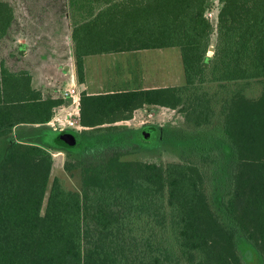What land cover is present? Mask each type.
<instances>
[{
    "label": "trees",
    "instance_id": "obj_1",
    "mask_svg": "<svg viewBox=\"0 0 264 264\" xmlns=\"http://www.w3.org/2000/svg\"><path fill=\"white\" fill-rule=\"evenodd\" d=\"M218 2L212 24L211 0H66L79 84L86 56L173 47L184 84L83 90L82 129L9 142L0 159V264H264V0ZM13 19L0 2V40ZM60 104L0 58V137L49 122ZM145 106L182 116L179 162L122 159L130 139L113 124ZM52 149L65 152V172L78 171V192L50 181Z\"/></svg>",
    "mask_w": 264,
    "mask_h": 264
},
{
    "label": "rangeland",
    "instance_id": "obj_2",
    "mask_svg": "<svg viewBox=\"0 0 264 264\" xmlns=\"http://www.w3.org/2000/svg\"><path fill=\"white\" fill-rule=\"evenodd\" d=\"M7 3L13 10L14 19L7 29L6 35L0 40V58L11 71H20L22 64L18 62L23 53L18 52L21 44L33 45L43 24L50 25L54 21L56 37L59 43H51L44 37V53L53 54L68 48L70 22L67 14L66 0H0ZM218 0H211L210 10L206 15L212 24L216 22ZM44 31H42L43 33ZM42 35V34H41ZM40 40V39H39ZM215 45V37L211 38V46ZM213 50L208 52L212 56ZM85 80L86 90L90 93L118 90L132 91L159 87H177L184 84V76L179 49H149L122 53L99 54L86 60ZM210 91L215 85L210 83ZM231 86L230 88H232ZM64 87H61L63 89ZM60 89V87H59ZM257 85L246 88L250 96L257 94ZM213 126L219 129L216 120ZM113 125L124 132L129 145L122 156L126 161L165 164L179 162L184 152L182 136L187 125L184 124L178 110L159 106H145L133 112L131 119L115 122ZM108 126V125H104ZM152 127L155 134L144 138L142 128ZM212 128V129H213ZM67 130V129H66ZM75 130V129H74ZM148 131V130H147ZM143 132V135H142ZM149 132V131H148ZM36 137V136H35ZM178 137V138H177ZM127 139V140H128ZM180 142V143H177ZM7 141L0 140V159L5 151ZM53 167L50 181L57 177L63 186L69 190H80V175L63 170L66 158L64 151L51 150Z\"/></svg>",
    "mask_w": 264,
    "mask_h": 264
},
{
    "label": "crops",
    "instance_id": "obj_3",
    "mask_svg": "<svg viewBox=\"0 0 264 264\" xmlns=\"http://www.w3.org/2000/svg\"><path fill=\"white\" fill-rule=\"evenodd\" d=\"M39 29L40 30L38 31L41 32H39L35 37V44H26V46L21 44L18 47V52L23 53L18 60V62H20L23 66L21 67L20 71H26L29 73L31 78V87L41 94L42 99H58V92L65 89L69 85L78 84L79 86L74 65V51L70 40V32L68 36V48L63 49L62 52L55 50L53 54H47L46 56V52L44 53L43 51L44 37H46L51 43H59L56 37L57 28L54 25V21H51L50 25H46L44 23L43 27H40ZM42 31L44 32L42 33ZM88 57L91 56H86L83 58L84 80L86 72V60ZM83 85L85 92L89 95L113 92L104 91L99 93H90L87 92L86 84L84 82ZM61 87L64 88L61 89ZM49 122L44 124H19L13 127L7 136L0 137V140L7 141L6 146L12 141L22 143H41L42 140L46 141L49 139V137L52 135V132L58 131L53 129Z\"/></svg>",
    "mask_w": 264,
    "mask_h": 264
},
{
    "label": "built area",
    "instance_id": "obj_4",
    "mask_svg": "<svg viewBox=\"0 0 264 264\" xmlns=\"http://www.w3.org/2000/svg\"><path fill=\"white\" fill-rule=\"evenodd\" d=\"M57 98L61 100V104L54 108L50 126L58 131L82 129L79 124L80 89L78 84H71L61 90Z\"/></svg>",
    "mask_w": 264,
    "mask_h": 264
},
{
    "label": "water",
    "instance_id": "obj_5",
    "mask_svg": "<svg viewBox=\"0 0 264 264\" xmlns=\"http://www.w3.org/2000/svg\"><path fill=\"white\" fill-rule=\"evenodd\" d=\"M79 89L80 91H83L84 90V85L83 83L79 84ZM150 133H145L144 134V138H149L150 137ZM64 145H67V146H72L73 144H75V140L73 138H68L67 140H65L64 142Z\"/></svg>",
    "mask_w": 264,
    "mask_h": 264
},
{
    "label": "flooded vegetation",
    "instance_id": "obj_6",
    "mask_svg": "<svg viewBox=\"0 0 264 264\" xmlns=\"http://www.w3.org/2000/svg\"><path fill=\"white\" fill-rule=\"evenodd\" d=\"M142 129H150V130H148L149 132H148V131H144V134H145V133H151V134H153V135L155 134V132L151 130L152 127H145V128H142ZM72 146H74V144H73Z\"/></svg>",
    "mask_w": 264,
    "mask_h": 264
}]
</instances>
